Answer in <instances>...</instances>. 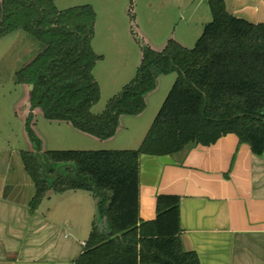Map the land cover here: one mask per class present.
<instances>
[{
  "label": "trees",
  "instance_id": "16d2710c",
  "mask_svg": "<svg viewBox=\"0 0 264 264\" xmlns=\"http://www.w3.org/2000/svg\"><path fill=\"white\" fill-rule=\"evenodd\" d=\"M213 20L193 49L169 40L162 51L143 46L135 78L95 115L101 99L94 69L102 59L92 48L96 12L92 6L58 10L53 0H2L0 38L31 35L42 51L17 73L33 85L32 112L70 123L101 140L114 137L124 115L146 109V96L160 75L177 73L163 106L137 150L21 152L36 187V210L50 191L84 190L98 201V222L77 264H201L183 249L181 198L157 197V218H140L141 157L170 156L190 146H211L228 134L264 154V23L253 24L228 11L225 0H207ZM28 133L34 138L32 118ZM55 166H64L58 172ZM106 219L101 228L100 221Z\"/></svg>",
  "mask_w": 264,
  "mask_h": 264
},
{
  "label": "crops",
  "instance_id": "0c3cea01",
  "mask_svg": "<svg viewBox=\"0 0 264 264\" xmlns=\"http://www.w3.org/2000/svg\"><path fill=\"white\" fill-rule=\"evenodd\" d=\"M225 1L233 15L264 22V0ZM16 168L10 182L0 174V264H77L98 222L97 199L84 190L50 191L33 210L35 184ZM70 194L82 198L87 218L59 208L56 197ZM159 195L181 198L183 249L201 264H264V154L255 156L236 134L170 156L143 155V221L157 218Z\"/></svg>",
  "mask_w": 264,
  "mask_h": 264
},
{
  "label": "rangeland",
  "instance_id": "374dc122",
  "mask_svg": "<svg viewBox=\"0 0 264 264\" xmlns=\"http://www.w3.org/2000/svg\"><path fill=\"white\" fill-rule=\"evenodd\" d=\"M53 1L60 11L89 5L96 12L92 48L102 59L93 72L101 90V99L92 109L95 115L102 114L110 100L135 78L143 58V46L160 52L169 40H175L193 49L205 26L213 20L207 0ZM42 49L40 43L23 31L0 38V174L10 182L14 178L11 169L19 167L23 169L24 177L30 179L21 152H37L39 147L40 155L50 151L139 149L173 87L177 73L160 75L156 89L146 96L144 112L137 116H122L116 135L101 140L68 122L48 120L40 110L32 112L30 86L18 84L16 77ZM31 113L35 139L27 129ZM55 168L60 173L65 172L64 166ZM70 197L58 195L59 208L72 212L76 209L77 218H87L89 213L85 206L82 208V198L74 194Z\"/></svg>",
  "mask_w": 264,
  "mask_h": 264
},
{
  "label": "water",
  "instance_id": "95a60500",
  "mask_svg": "<svg viewBox=\"0 0 264 264\" xmlns=\"http://www.w3.org/2000/svg\"><path fill=\"white\" fill-rule=\"evenodd\" d=\"M235 16V15H234ZM235 17H237V16H235ZM238 18H241V17H238ZM242 19H244V18H242ZM246 20V19H245ZM247 21H249V20H247ZM249 22H251V23H253V24H262V23H264V22H252V21H249ZM33 89H34V86L33 85H30V91L32 92L33 91Z\"/></svg>",
  "mask_w": 264,
  "mask_h": 264
}]
</instances>
